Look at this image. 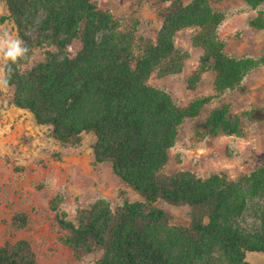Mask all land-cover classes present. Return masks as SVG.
<instances>
[{
	"label": "trees",
	"instance_id": "16d2710c",
	"mask_svg": "<svg viewBox=\"0 0 264 264\" xmlns=\"http://www.w3.org/2000/svg\"><path fill=\"white\" fill-rule=\"evenodd\" d=\"M1 1L9 12L3 20L14 22L28 49L13 65L12 103L49 126L63 146H79L93 133L96 162L110 164L141 198L116 207L100 199L79 208L74 221L62 213L60 241L76 258L99 251L95 264H250L248 253L264 254V166L239 181L223 173L163 171L185 121L227 92L243 91L245 78L264 67V52L230 56L219 40L226 16L215 5L227 0H161L167 4L159 11L162 27L140 43L137 25L124 27L100 0ZM243 1L253 9L264 5ZM249 24L264 30L261 16ZM189 27L199 30L192 44L203 52L201 70L214 73L215 95L179 107L149 79L183 72L189 54L176 47L175 36ZM262 117L264 110L233 115L222 102L197 135L241 137L244 119ZM161 201L189 207V225L171 224ZM29 222L26 213L12 216L11 235ZM0 264L39 263L31 243L20 239L0 245Z\"/></svg>",
	"mask_w": 264,
	"mask_h": 264
},
{
	"label": "rangeland",
	"instance_id": "374dc122",
	"mask_svg": "<svg viewBox=\"0 0 264 264\" xmlns=\"http://www.w3.org/2000/svg\"><path fill=\"white\" fill-rule=\"evenodd\" d=\"M102 9L111 11L124 27L137 25L138 43L155 39L162 27L159 17L161 0H100ZM215 9L226 19L218 29V38L226 44V52L234 57L258 58L264 52V30L249 22L264 18V5L253 9L243 0H227ZM4 1L0 0V36L8 31L18 37L14 22ZM198 28L189 27L175 36L176 47L189 54L179 75L160 79L156 74L149 84L163 91L179 107L214 96L215 76L211 70L202 71V50L192 44ZM78 49L75 46L74 51ZM7 61L0 53V72ZM243 91H230L207 104L201 116L186 120L179 131L177 143L170 151L164 168L167 174L191 171L207 178L215 173L226 174L239 181L264 166V117L244 119L241 137L219 135L198 137L204 120L222 102L230 105L233 115L251 110H264V67L253 71L244 80ZM13 92L0 88V245L20 239L29 241L39 264H95L101 252L76 258L60 238L62 213L74 221L79 208H87L100 199L113 207L125 201L141 200L124 184L108 163H97L94 147L96 136L84 135L79 146H63L51 135L49 126H40L34 116L12 103ZM158 206L171 216V224L188 226L190 208L175 207L165 202ZM17 213H26L29 225L12 236L9 222ZM250 264H264V254L248 253Z\"/></svg>",
	"mask_w": 264,
	"mask_h": 264
},
{
	"label": "clouds",
	"instance_id": "9594fccd",
	"mask_svg": "<svg viewBox=\"0 0 264 264\" xmlns=\"http://www.w3.org/2000/svg\"><path fill=\"white\" fill-rule=\"evenodd\" d=\"M28 49L24 42L8 31L0 36V53L8 62L4 71L0 72V88H7L13 75V65L26 57Z\"/></svg>",
	"mask_w": 264,
	"mask_h": 264
}]
</instances>
